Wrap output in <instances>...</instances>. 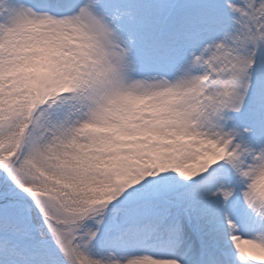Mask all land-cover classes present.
I'll return each mask as SVG.
<instances>
[{"label": "snow or ice", "instance_id": "snow-or-ice-1", "mask_svg": "<svg viewBox=\"0 0 264 264\" xmlns=\"http://www.w3.org/2000/svg\"><path fill=\"white\" fill-rule=\"evenodd\" d=\"M0 264H264V0H0Z\"/></svg>", "mask_w": 264, "mask_h": 264}]
</instances>
